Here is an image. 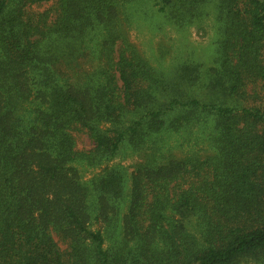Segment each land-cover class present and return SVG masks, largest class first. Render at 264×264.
Here are the masks:
<instances>
[{"label": "trees", "instance_id": "obj_1", "mask_svg": "<svg viewBox=\"0 0 264 264\" xmlns=\"http://www.w3.org/2000/svg\"><path fill=\"white\" fill-rule=\"evenodd\" d=\"M132 1L0 0V264H264V0H216L218 69L206 80L184 66L169 83L123 35L118 7ZM210 1L157 6L184 21ZM204 80L213 91L227 80V101L188 95ZM209 116L211 156L145 146ZM77 134L89 150L75 148ZM125 144L141 162L120 248H110L89 227L117 220L124 173L110 164ZM80 165L99 169L90 190Z\"/></svg>", "mask_w": 264, "mask_h": 264}, {"label": "rangeland", "instance_id": "obj_2", "mask_svg": "<svg viewBox=\"0 0 264 264\" xmlns=\"http://www.w3.org/2000/svg\"><path fill=\"white\" fill-rule=\"evenodd\" d=\"M52 6L53 2L42 3L33 6L32 11L43 12ZM215 6L216 0H211L202 6L193 17H186L184 21H180L170 10L159 11L157 0H133L118 7V18L123 35L135 47L139 56L161 75L164 82L169 83L175 80L181 74V68L189 65L197 66L201 75L206 79L208 72L218 69L217 62L220 58V46L223 41V25L218 18ZM103 35L104 33L99 32L96 34L98 43L101 42ZM89 46L96 50L99 48L94 42ZM95 61L98 62L96 59ZM96 62L93 57L89 58L85 68L91 71L97 66ZM206 80L198 81L194 85H187L185 89L188 95L195 96L201 101L211 100L212 102L217 101V103L227 101L225 88H227L228 81L224 80L222 86L213 91L208 88ZM160 91L161 88L156 92ZM138 110L133 112L139 113L145 108ZM124 118H132V115L128 114ZM169 120L170 118H167L166 122ZM214 126V119L210 116L208 120L200 117L197 121L192 120L190 126L181 131L172 132L167 129L163 134L148 138L145 146L146 148L155 147V149H159V152L164 151L176 159L187 156L203 159L213 155L212 140L217 134L214 131ZM100 127L106 128L104 124H101ZM91 147L92 144L86 135L77 134L75 136L77 150H89ZM140 162L139 155L130 145L125 144L110 164V169L120 168L124 173V193L122 202L116 209L117 220L113 217L112 224L100 222L98 225L89 227L90 230H95L98 227L103 232L107 247L119 246L118 248H120L123 239V220L128 213L132 197L133 172ZM77 168L81 182L90 190V180L99 172V169H91L84 165L77 166ZM93 203L97 205V202ZM53 237L58 241L56 234H53ZM82 240L86 246H89L87 239ZM60 247L65 248L62 244ZM122 247V252L126 253L134 246L129 243L127 246L123 244ZM241 264L254 263L248 261Z\"/></svg>", "mask_w": 264, "mask_h": 264}]
</instances>
